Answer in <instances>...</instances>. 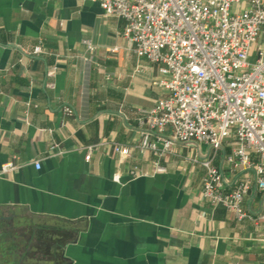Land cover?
Wrapping results in <instances>:
<instances>
[{
  "label": "crops",
  "instance_id": "crops-1",
  "mask_svg": "<svg viewBox=\"0 0 264 264\" xmlns=\"http://www.w3.org/2000/svg\"><path fill=\"white\" fill-rule=\"evenodd\" d=\"M122 26L94 0H0V264H264L260 224L201 196L192 159L206 144L158 158L135 147L137 109L165 94L152 84L165 74ZM231 148L213 159L230 180L246 171L223 161ZM242 203L264 213V192Z\"/></svg>",
  "mask_w": 264,
  "mask_h": 264
},
{
  "label": "built area",
  "instance_id": "built-area-1",
  "mask_svg": "<svg viewBox=\"0 0 264 264\" xmlns=\"http://www.w3.org/2000/svg\"><path fill=\"white\" fill-rule=\"evenodd\" d=\"M94 1L105 17L123 20L122 36L133 53L165 74L152 81L165 94L137 109L135 147L158 158L177 144H206L208 154L192 159L204 167L202 198L237 221L260 224L264 234V213L247 211L242 203L253 186L264 192V0ZM83 43L93 50L88 39ZM41 51L37 44L31 53ZM103 142L83 146L84 158ZM227 142L232 148L223 161L229 170H246L232 180L213 163ZM112 148L119 158L130 153L119 142ZM154 170L165 171L157 159Z\"/></svg>",
  "mask_w": 264,
  "mask_h": 264
},
{
  "label": "flooded vegetation",
  "instance_id": "flooded-vegetation-1",
  "mask_svg": "<svg viewBox=\"0 0 264 264\" xmlns=\"http://www.w3.org/2000/svg\"><path fill=\"white\" fill-rule=\"evenodd\" d=\"M5 249V248H4ZM7 249V248H6ZM5 259V258H4Z\"/></svg>",
  "mask_w": 264,
  "mask_h": 264
}]
</instances>
